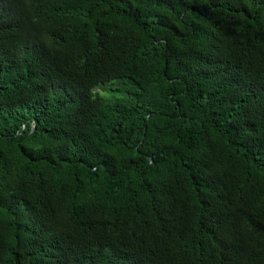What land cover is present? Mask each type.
<instances>
[{"label": "trees", "instance_id": "16d2710c", "mask_svg": "<svg viewBox=\"0 0 264 264\" xmlns=\"http://www.w3.org/2000/svg\"><path fill=\"white\" fill-rule=\"evenodd\" d=\"M0 264H264V0H0Z\"/></svg>", "mask_w": 264, "mask_h": 264}, {"label": "rangeland", "instance_id": "374dc122", "mask_svg": "<svg viewBox=\"0 0 264 264\" xmlns=\"http://www.w3.org/2000/svg\"><path fill=\"white\" fill-rule=\"evenodd\" d=\"M106 88H107V87L100 88V89L97 90V92H100V93H102L103 95H107V89H106Z\"/></svg>", "mask_w": 264, "mask_h": 264}]
</instances>
